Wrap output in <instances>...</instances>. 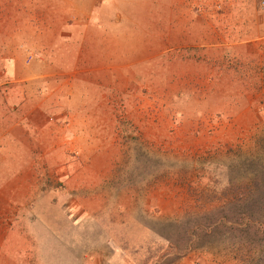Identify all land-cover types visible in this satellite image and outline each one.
<instances>
[{"label":"rangeland","instance_id":"374dc122","mask_svg":"<svg viewBox=\"0 0 264 264\" xmlns=\"http://www.w3.org/2000/svg\"><path fill=\"white\" fill-rule=\"evenodd\" d=\"M2 242L264 264V0H0Z\"/></svg>","mask_w":264,"mask_h":264},{"label":"crops","instance_id":"0c3cea01","mask_svg":"<svg viewBox=\"0 0 264 264\" xmlns=\"http://www.w3.org/2000/svg\"><path fill=\"white\" fill-rule=\"evenodd\" d=\"M1 244H3V246ZM1 244H0V264H18V251L16 249L12 250V247L9 250L6 249L4 242H2ZM11 245H13L12 242L10 243V246Z\"/></svg>","mask_w":264,"mask_h":264}]
</instances>
